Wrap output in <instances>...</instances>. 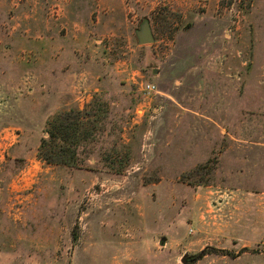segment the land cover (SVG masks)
<instances>
[{"label": "rangeland", "instance_id": "1", "mask_svg": "<svg viewBox=\"0 0 264 264\" xmlns=\"http://www.w3.org/2000/svg\"><path fill=\"white\" fill-rule=\"evenodd\" d=\"M0 264H264V0H0Z\"/></svg>", "mask_w": 264, "mask_h": 264}, {"label": "trees", "instance_id": "2", "mask_svg": "<svg viewBox=\"0 0 264 264\" xmlns=\"http://www.w3.org/2000/svg\"><path fill=\"white\" fill-rule=\"evenodd\" d=\"M46 137H42L40 147H39V154L42 159H44L47 162H54V156L59 154H62L66 152V148L64 145L61 144L60 140H63V138L59 135H57L55 132L51 130H47ZM58 132L61 134V132H64L63 129L59 128ZM74 134L77 132V129H73ZM59 140V141H57ZM76 145V144H75ZM76 148V147H74ZM76 149H73L75 151ZM65 163L64 161H57V163ZM207 252V247L202 249L196 254H193L190 256L191 261H197L201 259Z\"/></svg>", "mask_w": 264, "mask_h": 264}, {"label": "water", "instance_id": "3", "mask_svg": "<svg viewBox=\"0 0 264 264\" xmlns=\"http://www.w3.org/2000/svg\"><path fill=\"white\" fill-rule=\"evenodd\" d=\"M137 42L140 45L148 44V43H154L155 38L153 36L150 24L147 20H144L139 28L135 31ZM183 262H185L183 260Z\"/></svg>", "mask_w": 264, "mask_h": 264}, {"label": "crops", "instance_id": "4", "mask_svg": "<svg viewBox=\"0 0 264 264\" xmlns=\"http://www.w3.org/2000/svg\"><path fill=\"white\" fill-rule=\"evenodd\" d=\"M213 228L214 227H212V230L215 233L219 232V231H222V235H221V237L218 240H212L211 239V241L209 243H207L206 246L213 247V248H219V249H229V247L226 244H223L222 242H226L227 241V238L230 236V231L228 232V230H223V229H219V228H216L214 230ZM241 246H244V245L242 244ZM229 250H231V249H229ZM208 254L209 253H206L203 257H206Z\"/></svg>", "mask_w": 264, "mask_h": 264}, {"label": "built area", "instance_id": "5", "mask_svg": "<svg viewBox=\"0 0 264 264\" xmlns=\"http://www.w3.org/2000/svg\"><path fill=\"white\" fill-rule=\"evenodd\" d=\"M142 89L144 90V92L146 93H151L155 90V87L153 84L151 83H145L142 87Z\"/></svg>", "mask_w": 264, "mask_h": 264}]
</instances>
